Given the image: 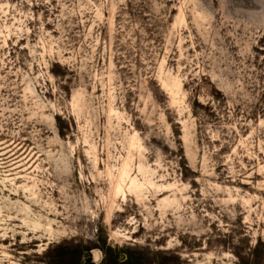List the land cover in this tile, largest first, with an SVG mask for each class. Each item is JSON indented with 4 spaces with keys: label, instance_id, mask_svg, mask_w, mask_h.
Returning <instances> with one entry per match:
<instances>
[{
    "label": "rangeland",
    "instance_id": "obj_1",
    "mask_svg": "<svg viewBox=\"0 0 264 264\" xmlns=\"http://www.w3.org/2000/svg\"><path fill=\"white\" fill-rule=\"evenodd\" d=\"M0 264H264V0H0Z\"/></svg>",
    "mask_w": 264,
    "mask_h": 264
}]
</instances>
